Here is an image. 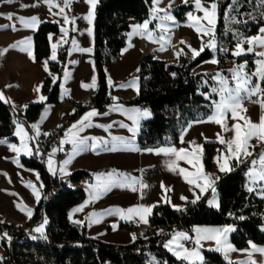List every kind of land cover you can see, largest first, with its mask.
<instances>
[{
	"label": "crops",
	"instance_id": "crops-1",
	"mask_svg": "<svg viewBox=\"0 0 264 264\" xmlns=\"http://www.w3.org/2000/svg\"><path fill=\"white\" fill-rule=\"evenodd\" d=\"M98 1L99 0H97L96 6ZM169 1L170 0L164 2L161 7L160 4L156 5V7L157 9H164L169 12L173 19L171 21L154 19L153 13L151 12L148 20L153 23V26L149 23L148 30L152 33V39H149L146 36L141 37L139 35H134L130 38L129 33L132 32L133 26L137 25L132 24L126 32V41L125 45L120 50L119 60L115 63H108L104 66L107 87L112 98H116L114 100V105L110 108H104L101 110L89 108L76 120L68 124V119L74 110L73 102L81 101L92 95L97 87V72L94 64L95 9L93 10L94 14L92 17V23L89 24V22L83 18L88 14L90 8V5L87 4L85 0H72V3L68 8H65V12L63 14H60L59 7L55 6L59 5L60 7H63V0H52L53 7L51 8V11L49 10V5L46 4L44 0H13L11 3L6 2V0H0V52L4 49H8L7 52L0 55V93H2L6 100L9 101L3 102L11 106L18 123L24 128L28 136L35 137L33 140L26 139L25 141L34 153L31 156L24 155L23 152L17 156L15 152L9 149L7 144H0V221H2L0 226L4 227V225H14L15 227H19L26 225L32 219L34 208L38 205L42 198L43 185L38 171L24 167L20 163V159L31 158L34 155L43 156L41 143L48 137V135H44V133L50 134L53 130H57L58 137L56 139L59 141V147L56 146L50 148L49 146L47 153L44 155L46 169L53 175V173L48 170L47 161L49 159V154L52 153L54 148L59 149L61 147L60 141L65 138V133L68 129L71 128L73 124L80 121L86 113L92 110H96L100 115L91 118L93 126L85 128V130L80 133V136L102 138L106 143H102L95 151L89 148L88 150L76 154L72 159V162L66 166V170L70 174L81 170L92 175V180L90 182L84 180L80 183L69 184V188L71 189L82 188L85 190V199L80 204L72 207L68 212V221L71 224L85 223L87 235L97 241L114 245H129L132 244L136 238H145L148 229V220L152 213L146 217L147 223H144L140 220L138 215H133L132 218L128 220L121 219L118 214H115V209L126 211L129 208H135L138 206L148 207L166 203L172 209L180 210L184 208L187 202H192L197 195H200L201 199L208 194V205L214 209L219 207L218 193L216 189L215 193H213L211 189H208L201 194L200 189L196 187L195 184L187 183L184 177L179 174L180 168L185 169L188 173L196 171V167L187 163V160L193 159L192 156L186 157L185 160H177V169L175 171H169L166 167V162L170 159H175V157L157 154L155 151H148V149L155 150L158 148L141 149L139 147L137 144V138L140 133L141 124L152 118V114L148 109L147 110L151 115L148 118H142L139 120L135 135L128 130L130 127H133V121L128 118L126 110L146 109L124 104L125 101L135 98L139 92V63L141 58L145 55H151L156 60L174 61L178 57L177 53H181L180 55H185L192 59L190 56L191 48L189 47L190 42L188 41V38L191 40L195 37V41L198 40L203 43L206 38L213 35L211 32L208 35H204L203 33H198L195 28L189 27L188 25L190 23H195V21H189L188 14L186 15L184 22H177L174 19L171 12L172 9L187 5H191L193 7L189 13H192L193 16L203 17V12L198 11L195 8L194 0H189L188 3H185V0H183L180 5L176 6L173 4L171 5ZM202 4L205 5L203 2ZM210 4L211 3L207 4V6ZM169 5H171L170 8ZM151 6L153 8V0ZM53 13L56 14L53 15ZM8 14L13 15L12 20L7 19ZM65 15L68 16L69 21L75 18V23L69 22L65 24ZM155 15L163 17L165 15V11H158ZM33 16L37 17L40 21L35 28L24 27L23 24L16 19L17 17L30 19ZM45 22L57 23L59 26V33H49L47 36L50 49L48 59L36 61L34 56L33 37L37 32L39 25ZM5 25H7V27H4ZM12 25H15L16 30H13ZM216 25L217 9L214 30ZM200 26L210 27L205 20L200 21ZM62 27L68 29L66 36L60 31ZM89 28L92 30L91 35L88 34ZM259 34L260 33L258 31L256 34L245 37L239 41H246L248 38ZM49 36H51V40L49 39ZM29 37H31L30 46L18 44V42L24 41ZM160 37H164V39H160ZM73 39L76 40L78 48H91V52H80L78 50L70 51L73 49V45L71 43ZM182 41L185 43H181ZM53 43H57L55 60L51 59V45ZM236 44L229 50L230 55H232L235 51ZM14 45L16 46L13 47ZM65 45H68V56L61 77V100L58 104L54 105L43 104L45 99L43 101L39 99L40 96H44L46 98L42 91V81L46 77H52L49 71V63H55L57 61L58 50ZM242 46L245 47V51L241 56H249L251 58L252 65L249 66L247 61H244L241 64H245L244 72L247 75H251L257 70L256 62L259 59H264V57L256 55V53L259 52L256 48H254L252 53H248L247 47L249 45L247 43H243ZM22 47H28V49L32 52V57H29L27 51H21L20 48ZM201 47L202 46L199 48L201 49ZM211 50L215 54V57L196 66L191 72L193 75H205L214 73L217 70V63H211V60L216 59L217 45L215 51H213V49ZM45 63H47L48 71H45ZM236 67L232 69H235ZM231 70L220 76H223L229 81L230 87H234ZM65 71L68 73L67 78H65ZM93 77H95V87H85L84 85L92 84ZM109 80L112 81V86L109 85ZM253 81L259 82L260 85L263 82L258 80L257 77H253ZM218 86V81L214 80L213 76L209 79H202L200 83V94L204 99L209 100L212 105L213 101L220 99L218 94L212 93V88ZM37 87L40 89L39 92L35 91ZM257 99H264V97L253 96L251 98V100ZM32 104H43V106L38 118L35 121L30 122L29 126H27L24 122L25 110ZM244 107L247 111L243 114L250 118L251 121L258 123L262 114L260 104L252 103L250 100H245ZM113 108H118L119 110L110 111V109ZM105 112H108L109 114L107 116L103 115ZM212 112L213 107L210 115H212ZM208 117L203 120L188 123L180 134L178 143L168 147H174L176 149L183 148L190 153H194L200 158V165H202L204 173L206 171L217 175L228 173L229 171H220L217 163L218 158L220 163H223L225 157L227 156L226 145L219 142L217 134L219 133L225 139H230L234 133L231 131H222L221 127L216 123L207 122ZM233 123H236V121L232 120L231 115L229 114L227 124L231 127ZM240 123L243 124V121H240ZM33 124H38V134L37 130L31 127ZM121 124L127 125V127H121ZM95 125H112V127L108 128L106 131L104 128L97 127ZM15 132L16 124L13 135L16 138L17 143H11L7 139L6 140L8 143L15 144L17 147H20V137L16 136ZM113 137H122L123 141L113 140ZM181 137H183V142ZM0 140H5V138H0ZM191 142H194V144ZM88 143L90 145L91 140H89ZM205 143H213L217 145L212 157L210 169H206L203 162ZM251 143L256 145L254 148L250 149V151H253L254 154H256V152L264 146L257 145L255 140ZM32 144L35 145L34 148ZM197 145L200 146V148H197ZM62 147L64 150L66 147H71V151L63 154L64 150H58L52 159L54 161V167L57 169L55 175L64 181L70 174L62 175L58 169L63 161L68 159L69 154L72 153V145L66 143ZM112 147H115L116 150H108ZM37 149H39L38 153L36 151ZM251 158L252 157H249L246 160ZM233 162L238 164L235 160L229 161L228 166L231 169ZM109 172L123 173L126 174L128 178H135L137 183L133 186L136 187L137 190L132 191L127 187H114L110 191L100 193L98 198L93 200L90 194L94 190L93 186L97 184L96 176L99 174L106 175ZM246 177H248V175ZM189 178L191 179L193 177ZM259 182L260 181H257L256 183L252 182L249 186L247 180L246 190L248 191L251 187L253 189L251 193L258 198L264 199V195L261 193L264 188V181L261 184H258ZM29 183H31L39 192V201H37L36 197L33 195L32 188L28 187ZM141 183L146 185V187L141 188ZM162 183L164 188L161 187ZM199 183L203 184V181H199ZM166 189L170 190L166 191ZM181 197H185L186 199H181ZM210 200L214 201L212 205L209 204ZM82 205H85L82 211H75ZM22 207L32 210L31 218L28 217L25 211L21 210ZM106 210H112L114 214L97 215L96 217H92L90 215L92 213H104ZM94 220L98 222H94ZM74 221H79L80 223H74ZM43 222L44 220L40 224ZM130 223L139 225L137 234H134L135 239H133V233L131 231L122 227V225L125 226ZM46 225L47 224H45L44 229ZM113 225H115V228ZM36 227H34L33 230ZM194 228L215 229L219 227L196 226ZM223 228L225 227H221L219 229ZM193 229L191 232L176 230L171 233L169 240H171L176 233H185L192 239L180 240L179 242L183 243L189 250H192L195 246L196 238V233ZM6 232L7 230L0 229V236ZM230 233L231 232L227 233L228 240ZM0 244V264H4L5 250L3 247V241H1ZM174 246L175 245H173V247ZM195 247L196 250L199 251L202 260L193 257L192 264H204V258L202 255V251L204 250L217 254L219 252L214 250L217 247L214 240H202L200 245ZM250 249L251 245L247 250ZM170 253L172 254V252ZM260 255L262 254H256V256ZM256 258L257 257H253L251 259L255 261ZM246 259L248 258L243 259V261ZM229 263L232 262L229 261ZM235 264H239V262H235Z\"/></svg>",
	"mask_w": 264,
	"mask_h": 264
},
{
	"label": "trees",
	"instance_id": "trees-1",
	"mask_svg": "<svg viewBox=\"0 0 264 264\" xmlns=\"http://www.w3.org/2000/svg\"><path fill=\"white\" fill-rule=\"evenodd\" d=\"M205 5L213 0H201ZM217 4V25L214 30L216 42L217 70L205 75H193L192 70L215 54L207 47L210 38L203 41L204 50L194 60L185 55L174 61L156 60L145 55L139 63V92L125 105L148 109L152 118L141 124L137 144L141 149L168 147L178 143L186 125L203 120L211 113L212 104L200 94L201 80L214 75L226 74L232 68L247 61L249 56L234 57L229 50L241 39L256 34L264 27V4L261 0H215ZM152 0H99L94 17V64L97 72V87L87 98L73 102L74 110L68 124L76 120L89 108L104 109L106 93L109 92L104 66L119 60L121 48L125 45L126 32L132 24H141L151 15ZM193 9L191 5L172 9L177 22H184ZM226 13L228 14L226 16ZM234 18V19H233ZM153 26V23H151ZM59 33L57 23L45 22L39 25L34 35V56L36 61L46 60L50 49L48 34ZM212 37V36H211ZM227 50V51H225ZM68 56V45L59 48L55 63H49L52 77L42 81L46 98L43 104L54 105L61 100L60 84ZM175 73V76H173ZM53 76L56 77L55 82ZM209 81V80H208ZM264 88V81L262 82ZM43 104H32L25 110L27 126L35 121ZM17 118L10 105L0 100V138L17 143L13 135ZM58 131L53 130L41 143L43 156L21 158L20 163L37 170L43 185L42 198L34 208L32 219L24 226H16L9 244L3 241L4 264H189L175 258L164 245L174 231H189L196 226L232 227L229 242L236 250L249 249L250 245L264 248V199L246 190V171L249 162L232 163V170L221 174L214 186L218 193L219 207L208 205L209 194L196 201L187 202L180 210L168 204L153 208L148 220L145 238H136L129 245H114L90 238L85 223L71 224L69 210L85 199V190L71 189L69 184L90 182L92 175L75 171L66 180L50 174L44 163ZM34 148V144H32ZM216 144H204L203 162L211 168ZM264 149V146L254 154ZM243 217V219H241ZM47 219L44 229L46 238H39L33 228ZM13 225H4L9 228ZM1 227V226H0ZM122 227L137 234L138 224ZM24 228L19 232L18 229ZM38 237L33 239V237ZM204 264H235L222 260L217 253L202 251Z\"/></svg>",
	"mask_w": 264,
	"mask_h": 264
},
{
	"label": "snow or ice",
	"instance_id": "snow-or-ice-1",
	"mask_svg": "<svg viewBox=\"0 0 264 264\" xmlns=\"http://www.w3.org/2000/svg\"><path fill=\"white\" fill-rule=\"evenodd\" d=\"M6 2L11 3L13 0H6ZM46 4L49 5V10L51 11L52 0H44ZM87 4L90 5L89 12L86 16L83 18L89 22V24L92 23V17H93V10L96 6L97 0H85ZM189 0H185V3H188ZM72 3V0H63V7H60L59 5H55L56 7H59V13L63 14L65 12V8H68L70 4ZM261 3L264 4V0H261ZM159 4V0H153V18L159 19V20H168L171 21L173 17L170 15L169 12H167L164 9H157L156 5ZM195 8L198 11L203 12V17L199 16H193L192 13H188V20L189 21H195V23H190L188 26L193 27L196 29L198 33H203L204 35H208L210 32L213 33L212 37L209 39L207 43V47L213 49L215 51L216 44L214 42V25H215V16H216V9L217 4L215 0L209 5L204 6L201 2V0H194ZM171 5H169V8ZM158 11H165V15L163 17H160L158 15H155ZM56 13H53L55 15ZM228 14L226 13V16ZM8 20L13 19L12 14L7 15ZM16 19L19 20L21 24H23L24 27L27 28H35V26L40 22L37 17L33 16L30 19H25L24 17H17ZM234 19V18H233ZM205 20L207 21V24L210 27H201L200 21ZM75 23V18H73L71 21H69L68 16H64V23ZM149 23H151L150 20H146L143 24H137L133 26V30L131 33H129V37L134 35H139L141 37H148L149 39H152V33L148 30ZM4 27H7L5 25ZM13 30L15 29V25H12ZM75 30V29H73ZM60 31L64 33V35H67L68 29L61 28ZM259 35L248 38L246 41L242 40L239 41L236 44L235 51L232 53L233 56L239 57L242 54H244V48L242 47L243 43H247L249 47L247 48L248 53H252L254 51V46H260L264 47V27H261L259 29ZM88 34H92L91 28L88 29ZM49 39L51 40V36H49ZM160 39H164V37H160ZM73 45V50H78L80 52H91V48H78L77 42L75 39L71 41ZM185 43V42H181ZM18 44L28 45L31 44V37L26 38L24 41L18 42ZM14 45L13 47H15ZM131 46V45H130ZM163 47V46H162ZM190 47V46H189ZM204 45H202L201 49L199 51L195 49H191L192 51V59L194 60L197 56L200 55V52L204 50ZM52 48V54L51 59H56V49H57V43H53L51 45ZM8 49H4L2 52H0V55H3L5 52H7ZM21 51H27V54L29 57H32V52L28 49V47H22L20 48ZM227 51V50H225ZM181 53H177V56H179ZM257 56L264 57V51L257 52ZM211 63L215 64L218 63L216 59L211 60ZM258 64L257 70L252 73L251 75H247L244 72L245 64L238 65L235 69L231 70L232 73V81L234 83V87L229 86V81L225 79L223 76H220L219 74L214 75L213 79L218 81L219 86L212 88V93H216L219 95L220 99L217 101H213V112L212 115L208 117L207 122H213L219 125L222 129V131L228 132L231 131L234 133L232 138L225 139L223 138L219 133L217 134V139L221 144L226 145L227 149V156L224 159L223 163H220L219 158L217 159V163L219 165L220 171H231L232 169L228 166L229 161L235 160L238 164L244 163L245 160L249 157H253L254 153L253 151H250V149L254 148L256 145H253L251 142L253 140L256 141L257 145H264V99H257V100H251L253 96L256 97H264V88H261V85L259 82H254L253 77H257L258 80L264 81V59L258 60L256 62ZM45 71H48L47 63H45ZM68 73L65 71V78H67ZM173 76H175V73H173ZM56 77L53 76V81L55 82ZM109 85L112 86V81L109 80ZM85 87H95V77H93V82L91 85H84ZM36 92H39L40 89L37 87L35 89ZM39 99L43 101L45 99L44 96H40ZM113 100L116 98L113 97ZM0 100L9 102L6 100L4 95L0 93ZM250 100L252 103H259L261 107V116L259 119V122H253L250 118H248L243 113H246L247 109L244 107V101ZM26 107V106H25ZM112 110H119L118 108L110 109ZM128 113V118L133 121V127H130L128 130L135 135L137 131V127L139 124V120L142 118H148L151 114L147 109L141 110V109H131L126 110ZM109 113L105 112L103 115L107 116ZM229 114L231 115V119L236 121V123H233L231 127L228 126L227 120L229 117ZM97 115H100L96 110H92L88 113H86L80 121L73 124L71 128L68 129V131L65 133V138L60 141L61 147L59 149L54 148L52 150V153L49 154V159L47 161L48 163V170L53 173V175L56 174L57 169L54 167V161L52 157L55 155V153L59 151H63V145L64 144H71L72 145V153L69 154L68 159L64 160L63 163L60 165L58 171L62 175H69L70 173L67 172L66 166L69 165L72 162V159L74 156L80 152H83L85 150H88L91 148V150L95 151L97 148L101 146L102 143H106L103 141L102 138H95V137H81L80 133L85 130V128L93 126L92 125V117H95ZM240 121H243V124L240 123ZM16 123V132L15 135L20 137L21 146L17 147L15 144H10L8 141L0 140V144H7L9 149L16 153L17 156L23 152L24 155L31 156L33 155V151L28 147L27 143L25 142L27 140H33L35 137L28 136L27 132H25L24 128L18 123ZM97 127H102L106 131L108 128H111L112 125H95ZM121 127H127V125L121 124ZM33 129L37 130L38 134V124L31 125ZM44 135H49V133H44ZM113 140H120L123 141L122 137H113ZM91 140V144L89 145L88 141ZM181 140L183 142V137H181ZM194 144V142H191ZM197 148H200V146H196ZM110 151H115L116 148L112 147L111 149H108ZM37 153L39 152V149L36 150ZM149 152L155 151L157 154H164L165 156H171L175 157V159H170L166 162V167L169 171H175L178 167L176 161L177 160H185L186 157L192 156L193 159L187 160V163L192 164L194 167H196V171L192 173L186 172L185 169L180 168L179 174L184 177V179L189 184H195L196 187L200 189V193L203 194L208 189H211L213 193H215L214 183L215 180L205 174L203 172L202 165H200V158L196 156L194 153L188 152L186 149H176L174 147H164V148H158V149H148ZM249 176L250 181L253 183H256L257 181H264V149H262L256 158L251 160V167L249 168V171L247 173ZM119 177V178H118ZM193 177V178H189ZM39 178V177H37ZM97 184L93 186L94 190L90 194L92 199L98 198L99 194L102 192L110 191L114 187L119 188H130L132 191H136V187L133 185L137 183L135 178H128L126 174L123 173H116V172H109L106 175L105 174H99L96 176ZM130 181V182H128ZM199 181H203V184L199 183ZM28 187L32 188L33 195L36 197V200H40V194L35 189V187L29 183ZM140 187H146L144 184H140ZM161 187L164 188L163 183L161 184ZM170 190V189H166ZM248 191H253V189L250 187ZM264 194V193H262ZM167 199V198H165ZM181 199H186L185 197H181ZM200 199V195H197L196 198L192 201V203H195L196 200ZM214 201L210 200L209 204L212 205ZM85 205H82L80 208H77L75 211H82L83 207ZM153 206H138L135 208H129L126 211L121 209H115V214H118L121 219H131L133 215H138L140 220L144 223H147L146 217L152 213ZM22 211H25L29 218H31L32 210L28 209L26 207L21 208ZM179 210V209H177ZM114 214L112 210H106L104 213L96 214L92 213L90 214L92 217H96L97 215H112ZM71 218V217H70ZM243 219V217H241ZM94 222H98L94 220ZM2 223V221H0ZM74 223H80L79 221H74ZM47 224V219L44 220L42 224H40L38 227H36L33 231L36 233H39V238H46L44 236V226ZM115 228V225H113ZM233 229L231 227L229 228H194L193 231L196 233L195 238V246H199L202 240H214L217 247L214 249L215 251H225L227 253L228 251H232L234 249L231 248V245L227 243V233L231 232ZM7 237V233H4L0 239H3ZM9 240L10 237H7ZM38 237H33V239H37ZM133 239H135V235L133 234ZM192 238L189 237L185 233H176L171 240H169L164 247L167 248L172 254L178 259L183 261H188L189 264H192V258L195 257L197 259L202 260V257L200 256L199 251L196 250V247L194 246L192 250H189L184 246L183 243H180V240H191ZM173 245H175L173 247ZM252 252H259L262 255H264V248H258L255 245H251ZM251 252L249 253V258L239 262V264H256L254 260L251 259Z\"/></svg>",
	"mask_w": 264,
	"mask_h": 264
},
{
	"label": "rangeland",
	"instance_id": "rangeland-1",
	"mask_svg": "<svg viewBox=\"0 0 264 264\" xmlns=\"http://www.w3.org/2000/svg\"><path fill=\"white\" fill-rule=\"evenodd\" d=\"M183 0H170L169 2L171 3V5L173 4V5H180V3L182 2ZM164 2H167V0H159V4H160V7L163 5V3ZM166 4V3H165ZM204 6H207V5H204ZM95 9V8H94ZM208 38H211V37H208ZM208 38H206V39H208ZM195 37H193V39H191L190 40V38H188V41L190 42V48L191 49H195V50H197V51H199V47L200 46H202L203 45V43H201V42H199L198 40L197 41H195ZM243 47V46H242ZM249 47V46H248ZM247 47V48H248ZM243 48H245V47H243ZM254 48H256L257 49V51H259V52H261V51H264V47H260V46H254ZM190 56L192 57V51H191V54H190ZM260 60V59H259ZM257 67H258V64H257ZM256 158V157H255ZM252 159H254V157H252L251 159H249V160H245V162H249V165H248V169H247V173H248V171H249V168L251 167V160ZM244 162V163H245ZM241 164H243V163H241ZM247 173H246V176H247ZM249 178V176L247 177V180H248V183H249V186H250V184L252 183V181H250V179H248ZM263 181H260L258 184H261ZM261 193H264V188L262 189V191H261ZM264 195V194H263ZM13 227H15L14 225H13ZM219 228H221V227H219ZM225 228H229V227H225ZM232 228V227H231ZM233 229V228H232ZM2 231V230H1ZM262 231L264 232V227L262 228ZM7 233V232H6ZM3 236V234L0 236V237H2ZM7 237H10L11 239H12V235L11 234H9V233H7ZM7 237H5V238H3V239H0V242L1 241H6V242H10L11 241V239L9 240ZM227 243L229 244V245H231L230 243H229V240L227 239ZM0 246H1V244H0ZM258 247V246H257ZM231 248L232 249H234V250H232V251H228L227 253H225V251H219L218 252V255H219V257L222 259V260H224V261H226V262H229V261H231L232 263H235V262H241V261H243V259H245V258H249V253L251 252L252 254H251V258H253V257H257L256 258V260H255V262H256V264H264V255H260V256H256V254H261V253H259V252H252V249H250V250H246V251H239V250H236L235 248H233V246L231 245ZM258 248H263V247H258ZM0 251H1V249H0ZM254 255V256H253ZM193 261H196V260H193ZM189 263V262H188ZM195 263V262H194Z\"/></svg>",
	"mask_w": 264,
	"mask_h": 264
},
{
	"label": "built area",
	"instance_id": "built-area-1",
	"mask_svg": "<svg viewBox=\"0 0 264 264\" xmlns=\"http://www.w3.org/2000/svg\"><path fill=\"white\" fill-rule=\"evenodd\" d=\"M105 104H104V108H110L114 105L115 101L112 99V96L110 94V91L108 93H106V99H105ZM59 147V141L57 139L53 140L50 144V148L51 147ZM71 151V147H66L65 150H64V153L63 154H66L67 152ZM205 174H207L208 176H210L211 178H213L215 180V183H214V186L216 185V183L218 182L219 180V176L220 175H217V174H214V173H211L209 171H206ZM0 229H3V230H7V232L11 235H13L16 231V227H9V228H4V227H0ZM19 232H22L24 231V228H21V229H18ZM13 239V238H12ZM11 239V241H12ZM10 241V242H11ZM10 242H6V244H9ZM72 262L69 261V264H71Z\"/></svg>",
	"mask_w": 264,
	"mask_h": 264
}]
</instances>
